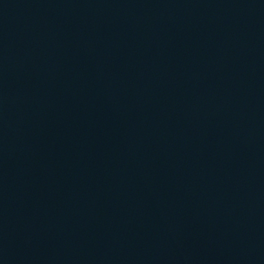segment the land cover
Returning <instances> with one entry per match:
<instances>
[{"label":"water","instance_id":"1","mask_svg":"<svg viewBox=\"0 0 264 264\" xmlns=\"http://www.w3.org/2000/svg\"><path fill=\"white\" fill-rule=\"evenodd\" d=\"M0 264H264V0H0Z\"/></svg>","mask_w":264,"mask_h":264}]
</instances>
